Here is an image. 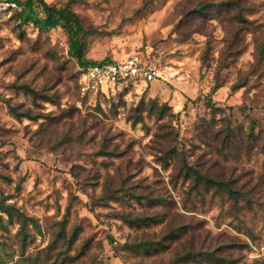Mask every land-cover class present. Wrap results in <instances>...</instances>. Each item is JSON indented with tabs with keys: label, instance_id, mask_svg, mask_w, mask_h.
<instances>
[{
	"label": "rangeland",
	"instance_id": "rangeland-1",
	"mask_svg": "<svg viewBox=\"0 0 264 264\" xmlns=\"http://www.w3.org/2000/svg\"><path fill=\"white\" fill-rule=\"evenodd\" d=\"M44 1L157 76L82 97L62 29L0 18V264H264V0Z\"/></svg>",
	"mask_w": 264,
	"mask_h": 264
},
{
	"label": "trees",
	"instance_id": "trees-1",
	"mask_svg": "<svg viewBox=\"0 0 264 264\" xmlns=\"http://www.w3.org/2000/svg\"><path fill=\"white\" fill-rule=\"evenodd\" d=\"M19 10L16 12L7 15L10 17L11 15L17 16L19 18L20 24L23 25H31L35 28L37 32H46L49 30L60 28L64 31L67 43H68V54L74 59L80 66L95 64V63H108L113 62V59H103L101 61H86L84 58L85 55V43L82 41V38L88 35V31L84 28L81 19L76 15V13L70 8L69 4L64 5H56V4H48L44 0H13ZM229 4V3H226ZM202 7H198L195 9V12L200 13ZM6 17V18H7ZM128 86V85H127ZM218 88V87H216ZM78 91V86H77ZM79 93V91H78ZM99 93L94 94L92 96L96 97ZM90 95H85L82 97H89ZM213 106V105H212ZM14 114L17 116L19 114L15 113V110L12 109ZM22 116L28 117V114L23 113ZM29 118V117H28ZM225 137H229V133H225ZM190 168H186L185 173L188 172ZM192 170V169H191ZM193 171L194 177H197V180H203L205 183L210 182V179L206 177H200L196 174V171ZM227 187L228 193L233 196L232 190L225 184ZM19 216V215H18ZM20 219V232H24L25 221L28 220L26 217L22 215L19 216ZM9 218L12 219V215H9ZM154 220V219H152ZM124 221H130L124 219ZM142 221V220H141ZM179 231V228L177 229ZM177 231L171 232L170 236H173L177 233ZM212 258H214L212 256Z\"/></svg>",
	"mask_w": 264,
	"mask_h": 264
},
{
	"label": "built area",
	"instance_id": "built-area-1",
	"mask_svg": "<svg viewBox=\"0 0 264 264\" xmlns=\"http://www.w3.org/2000/svg\"><path fill=\"white\" fill-rule=\"evenodd\" d=\"M19 10L13 0H0V18ZM154 66L128 57L122 62L95 63L78 69L77 86L81 96L106 93L118 86L151 83L156 78Z\"/></svg>",
	"mask_w": 264,
	"mask_h": 264
}]
</instances>
